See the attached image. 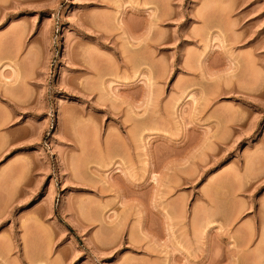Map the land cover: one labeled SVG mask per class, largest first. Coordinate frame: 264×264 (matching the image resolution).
Listing matches in <instances>:
<instances>
[{"label":"rangeland","instance_id":"rangeland-1","mask_svg":"<svg viewBox=\"0 0 264 264\" xmlns=\"http://www.w3.org/2000/svg\"><path fill=\"white\" fill-rule=\"evenodd\" d=\"M0 264H264V0H0Z\"/></svg>","mask_w":264,"mask_h":264}]
</instances>
